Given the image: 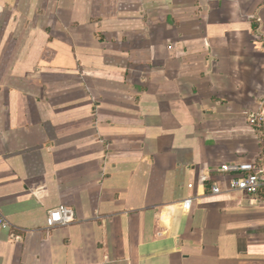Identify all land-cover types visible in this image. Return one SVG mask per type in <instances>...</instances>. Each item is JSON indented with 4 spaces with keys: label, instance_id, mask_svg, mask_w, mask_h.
Returning a JSON list of instances; mask_svg holds the SVG:
<instances>
[{
    "label": "crops",
    "instance_id": "crops-1",
    "mask_svg": "<svg viewBox=\"0 0 264 264\" xmlns=\"http://www.w3.org/2000/svg\"><path fill=\"white\" fill-rule=\"evenodd\" d=\"M255 115L264 0H0V264H264Z\"/></svg>",
    "mask_w": 264,
    "mask_h": 264
},
{
    "label": "built area",
    "instance_id": "built-area-1",
    "mask_svg": "<svg viewBox=\"0 0 264 264\" xmlns=\"http://www.w3.org/2000/svg\"><path fill=\"white\" fill-rule=\"evenodd\" d=\"M253 121L264 127V118L255 115ZM218 171L230 174L228 190L255 193L264 187V166H257L251 162H229L219 166ZM222 192L220 185L215 182L211 186L212 194ZM184 207L190 206V200L183 201ZM47 226L49 228L63 226L74 222V210L66 205H58L50 209L47 213ZM10 222L0 210V228L7 229Z\"/></svg>",
    "mask_w": 264,
    "mask_h": 264
}]
</instances>
